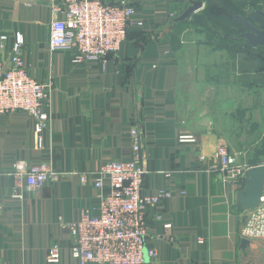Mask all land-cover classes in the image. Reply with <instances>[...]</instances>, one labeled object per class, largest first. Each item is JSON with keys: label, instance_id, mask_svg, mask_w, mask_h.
<instances>
[{"label": "crops", "instance_id": "1", "mask_svg": "<svg viewBox=\"0 0 264 264\" xmlns=\"http://www.w3.org/2000/svg\"><path fill=\"white\" fill-rule=\"evenodd\" d=\"M199 1L204 8L205 0ZM130 2L144 27L133 29L103 68L75 64L71 52L50 49L49 23L58 0H0V35L7 36L0 58L9 61L20 36L29 74L51 83L42 148L29 114L0 115V264H50L46 254L53 243L61 249L55 264H78L66 226L81 209L97 211L100 192L91 180L103 162L131 157L132 128L141 133L143 193L171 194L148 212L144 250H155L156 257L145 264H264V240L241 247L239 189L222 183L207 166L221 140L231 152L246 150V158L264 145V71L252 58L206 45L190 23L167 31L187 2ZM210 64L216 71L207 70ZM205 93L213 94V103L200 109ZM181 134L197 142H179ZM16 160L47 162L63 176L28 190L9 175ZM81 174L88 175L86 183Z\"/></svg>", "mask_w": 264, "mask_h": 264}, {"label": "built area", "instance_id": "2", "mask_svg": "<svg viewBox=\"0 0 264 264\" xmlns=\"http://www.w3.org/2000/svg\"><path fill=\"white\" fill-rule=\"evenodd\" d=\"M131 2L58 0L53 6L56 17L49 23L50 49L71 52L75 64L97 63L104 68L108 55L119 53L127 33L144 27L142 20H136V8ZM6 42L7 36L0 35V51L4 50ZM22 44V38L16 36L9 61L0 58V115L17 110L29 114L38 148H42L43 133L49 121L45 106L49 102L51 83L39 82L29 74L21 56ZM140 135L139 130H130L132 147L129 159L108 160L95 172L91 181L100 192L97 211L81 209L77 220L66 226L71 238L69 252L78 264H145L148 212L171 194L167 190H159L154 195L143 193L145 170L140 162ZM178 141L196 143L197 139L192 134H181ZM246 153V150L231 152L228 143L221 140L212 156L207 158L208 171L217 173L222 183L240 190L244 185V174L252 166L248 164ZM9 175L16 185L24 183L31 191L63 176L47 162L31 164L24 160H16ZM79 179L86 183L89 178L87 174H81ZM243 216L241 239L264 240V181L258 204L253 209L244 210ZM196 242L201 244L203 239L197 238ZM60 255V246L53 243L47 250L46 262L58 263ZM146 255L152 259L156 252L151 249Z\"/></svg>", "mask_w": 264, "mask_h": 264}, {"label": "trees", "instance_id": "3", "mask_svg": "<svg viewBox=\"0 0 264 264\" xmlns=\"http://www.w3.org/2000/svg\"><path fill=\"white\" fill-rule=\"evenodd\" d=\"M239 1L240 4H238L235 0H205L206 5L201 11H199V13L193 14L188 20L182 23H177L175 26H179L184 23H190L195 28L194 31L197 34L205 35L204 43L206 45L213 47L214 49H226L227 52L232 55L236 54L238 56L252 58L257 62L255 68H257L258 71H264V46L253 48L249 46L243 39L235 40L234 38L243 33L245 29L239 20L233 19L231 17V15L246 17L250 23L255 25H259L255 21L264 23L261 15V13L264 14V0ZM238 8H241V10L234 11ZM229 9L234 10L231 11ZM206 20H212L214 23H218L219 25L224 24L223 22L227 20L229 22L231 21L233 26H220L225 30L224 33H221L211 26H206ZM131 33L132 30L127 33V39L130 37ZM171 39L175 47H179V38L172 34ZM263 154L264 145H257L254 148L253 153L250 151L248 152V164L255 166L264 163V156H262Z\"/></svg>", "mask_w": 264, "mask_h": 264}, {"label": "water", "instance_id": "4", "mask_svg": "<svg viewBox=\"0 0 264 264\" xmlns=\"http://www.w3.org/2000/svg\"><path fill=\"white\" fill-rule=\"evenodd\" d=\"M187 2L186 8L178 15L172 17L166 27L170 30L175 24L188 20L193 14L203 8V2L199 0H179ZM264 20V14L261 13ZM233 19L239 20L244 32L234 38L235 40L243 39L252 47L264 46V23L255 25L250 23L246 17L231 15ZM264 181V164L251 166L244 174V187L236 193V205L244 210L253 209L259 202ZM249 241L242 239L241 247L245 248ZM144 262H148L146 251L144 250Z\"/></svg>", "mask_w": 264, "mask_h": 264}, {"label": "rangeland", "instance_id": "5", "mask_svg": "<svg viewBox=\"0 0 264 264\" xmlns=\"http://www.w3.org/2000/svg\"><path fill=\"white\" fill-rule=\"evenodd\" d=\"M238 4H240V1L239 0H235ZM232 8V7H231ZM229 10H234V9H229ZM241 10V8H238L237 10H234V11H240ZM229 13H231V12H229ZM195 18V17H194ZM220 19H221V17H220ZM223 21V20H222ZM221 21V22H222ZM256 23H258V24H261L262 22H257V21H255ZM224 24H222V25H219L218 23H214V21H212V20H206V26H211L212 28H214V29H217L218 31H220L221 33H224L225 32V30L224 29H222L220 26H233V24H232V22L230 21H224L223 22ZM225 24H227V25H225ZM215 26V27H214ZM232 28V27H231ZM230 30V29H229ZM194 33H196L195 31H194ZM199 36V38H200V40H203L204 41V39H205V35L204 34H198ZM207 50H209V49H207ZM213 64V63H212ZM212 64H210L208 67H206L207 68V70L209 71V72H214V71H216V68L214 69V68H212ZM219 68H220V71L222 70V65L221 66H219ZM190 69H193V67L191 66V68ZM206 72V71H205ZM228 79L227 78H222L221 79V81H227ZM227 95V93H224V92H222L221 93V96H226ZM203 98H205V100L203 101V102H201L200 101V109L204 106V105H211V103H213V99H214V96H213V94L212 95H210V94H207V93H205L204 94V96H203ZM215 116H218L217 114L216 115H214V117ZM218 118H219V116H218ZM224 120H226V122L228 123V120H227V117L224 119ZM226 123V127H228L229 126V124H227ZM230 133V136H231V138H233L234 137V135H232V132H231V128H226V130H225V134H226V136H228V134ZM243 151V150H242Z\"/></svg>", "mask_w": 264, "mask_h": 264}]
</instances>
